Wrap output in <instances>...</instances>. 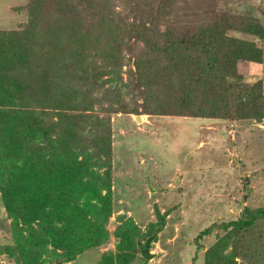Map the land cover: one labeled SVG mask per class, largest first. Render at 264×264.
<instances>
[{
  "label": "trees",
  "instance_id": "1",
  "mask_svg": "<svg viewBox=\"0 0 264 264\" xmlns=\"http://www.w3.org/2000/svg\"><path fill=\"white\" fill-rule=\"evenodd\" d=\"M13 11L23 22L0 30L4 264L74 263L109 241L110 115L264 119V80L249 84L236 68L238 59L264 64V28L250 16L215 11L206 24L177 31L166 23L182 14L176 0H23ZM130 61L135 71H124ZM158 219L144 233L118 216L115 250L93 264L146 263L137 241L156 239L165 223ZM262 228L264 202L244 208L218 227L205 264H237L234 253L222 254L227 240L262 238ZM250 246L252 260L264 259Z\"/></svg>",
  "mask_w": 264,
  "mask_h": 264
},
{
  "label": "rangeland",
  "instance_id": "2",
  "mask_svg": "<svg viewBox=\"0 0 264 264\" xmlns=\"http://www.w3.org/2000/svg\"><path fill=\"white\" fill-rule=\"evenodd\" d=\"M199 1L176 0L182 14L169 17L166 23L177 31L194 30L206 24L215 11H223L233 17L250 16L264 28V0ZM22 3L23 0H0V30H11L23 22L24 17L13 11ZM200 15L203 18L197 21ZM228 34L245 37L233 31ZM236 68L247 76L249 84L258 78L264 80V64L238 59ZM128 69L135 71L132 61L123 67L124 71ZM126 78L124 73L123 79ZM142 102L140 99L137 104ZM109 117L113 202L107 226L109 241L96 252L88 250L68 264H93L98 255L114 251L117 239L113 231L118 216L131 218L145 233L150 224L159 221L160 215H164L163 228L155 240V235L150 236L153 239L149 252L154 256L141 264H205L206 252L222 237L218 227L235 220L246 207L263 205L264 119L214 120L141 112L139 116ZM243 178L248 180L247 187ZM8 227L9 220L0 205V243L9 240ZM208 227L211 232L197 239ZM263 235L257 238L249 232L242 233L243 241L228 239L222 254L234 253L237 264H264L260 256L257 261L252 260L250 246L264 253ZM5 262L6 258L1 256L0 264Z\"/></svg>",
  "mask_w": 264,
  "mask_h": 264
},
{
  "label": "water",
  "instance_id": "3",
  "mask_svg": "<svg viewBox=\"0 0 264 264\" xmlns=\"http://www.w3.org/2000/svg\"><path fill=\"white\" fill-rule=\"evenodd\" d=\"M152 239H153V237H150L146 241H144L143 243L137 242V247L139 249L140 256L144 260H150L154 256V255L150 254V252H149V247H150V243H151ZM59 263L60 262H58L56 264H59Z\"/></svg>",
  "mask_w": 264,
  "mask_h": 264
}]
</instances>
